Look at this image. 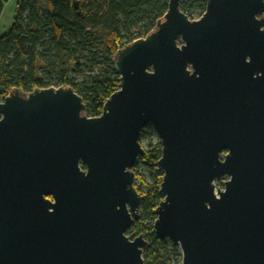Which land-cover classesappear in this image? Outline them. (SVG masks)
Wrapping results in <instances>:
<instances>
[{
	"label": "water",
	"instance_id": "95a60500",
	"mask_svg": "<svg viewBox=\"0 0 264 264\" xmlns=\"http://www.w3.org/2000/svg\"><path fill=\"white\" fill-rule=\"evenodd\" d=\"M112 62L97 116L70 86L0 100V264H144L126 230L146 124L161 146L152 227L180 264H264V0H205L197 19L168 0Z\"/></svg>",
	"mask_w": 264,
	"mask_h": 264
},
{
	"label": "trees",
	"instance_id": "16d2710c",
	"mask_svg": "<svg viewBox=\"0 0 264 264\" xmlns=\"http://www.w3.org/2000/svg\"><path fill=\"white\" fill-rule=\"evenodd\" d=\"M5 1L0 0V13ZM167 1L19 0L11 26L0 35V90L70 86L85 104V114L99 115L118 86L112 62L116 51L153 27ZM204 6L205 0H179V9L191 19L201 15ZM148 128L152 130L148 125L141 129L139 140L148 136ZM160 147L159 141L148 142L131 168L139 205L126 234L144 238V264H179L178 247L158 237L152 227L154 209L163 198L158 191ZM140 167L150 182L143 179Z\"/></svg>",
	"mask_w": 264,
	"mask_h": 264
},
{
	"label": "rangeland",
	"instance_id": "374dc122",
	"mask_svg": "<svg viewBox=\"0 0 264 264\" xmlns=\"http://www.w3.org/2000/svg\"><path fill=\"white\" fill-rule=\"evenodd\" d=\"M16 1L18 0H7L3 4V7L0 13V35L6 32L11 26L12 17L15 11L16 3H17ZM147 132H148V136L139 140L143 149H147L148 142L151 141V143H155L156 141H159V138L153 129L151 130L150 128H148ZM139 170H140V173L143 179H145L147 182H150L151 179L149 178L147 171L142 167H140ZM133 183L137 185V182L135 181V179H133L132 184Z\"/></svg>",
	"mask_w": 264,
	"mask_h": 264
},
{
	"label": "built area",
	"instance_id": "2783aa9c",
	"mask_svg": "<svg viewBox=\"0 0 264 264\" xmlns=\"http://www.w3.org/2000/svg\"><path fill=\"white\" fill-rule=\"evenodd\" d=\"M200 16V15H199ZM199 16H195L194 18H192V19H197ZM154 28H155V24H154V26L153 27H151L146 33H144V34H142L141 36H138V37H136V38H139V37H142V36H145V35H148L151 31H153L154 30ZM136 38H133L132 40H134V39H136ZM131 40V41H132ZM50 86H52V85H50ZM46 87H48V86H46ZM53 87V86H52ZM8 93L9 92H4V91H2V90H0V100H2L5 96H7L8 95ZM151 126L150 124H146V126ZM152 127V126H151ZM152 129H153V127H152ZM154 130V129H153ZM180 264V263H179Z\"/></svg>",
	"mask_w": 264,
	"mask_h": 264
},
{
	"label": "crops",
	"instance_id": "0c3cea01",
	"mask_svg": "<svg viewBox=\"0 0 264 264\" xmlns=\"http://www.w3.org/2000/svg\"><path fill=\"white\" fill-rule=\"evenodd\" d=\"M19 1V0H18ZM18 1H16V2H18Z\"/></svg>",
	"mask_w": 264,
	"mask_h": 264
}]
</instances>
